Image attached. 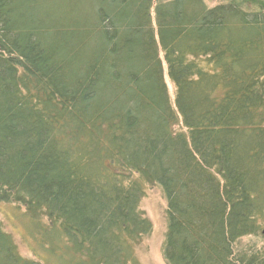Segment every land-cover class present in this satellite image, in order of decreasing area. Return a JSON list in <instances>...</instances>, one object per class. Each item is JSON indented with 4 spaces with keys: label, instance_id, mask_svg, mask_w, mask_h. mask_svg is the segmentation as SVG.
Wrapping results in <instances>:
<instances>
[{
    "label": "trees",
    "instance_id": "1",
    "mask_svg": "<svg viewBox=\"0 0 264 264\" xmlns=\"http://www.w3.org/2000/svg\"><path fill=\"white\" fill-rule=\"evenodd\" d=\"M146 185L166 264H264V10L0 0V204L45 254L0 222V264H139Z\"/></svg>",
    "mask_w": 264,
    "mask_h": 264
},
{
    "label": "rangeland",
    "instance_id": "2",
    "mask_svg": "<svg viewBox=\"0 0 264 264\" xmlns=\"http://www.w3.org/2000/svg\"><path fill=\"white\" fill-rule=\"evenodd\" d=\"M170 0H153V5L157 3L167 2ZM207 7H213L217 4H224L226 0H202ZM243 10L248 12L264 10V8L256 0H231ZM153 21V14L151 13ZM163 77L167 87L169 99L174 98V89L169 82L165 68L163 66ZM175 133H185L180 119L174 126ZM139 210L144 214L145 218L151 224V231L135 251L139 264H166L163 258V246L166 235V203L160 189L155 185H146L144 194L139 202ZM0 222L3 229L8 233L16 244L18 253L21 257L35 260V256L45 257L43 251L36 247L32 238H30L25 230L26 219L22 217V210L10 204H0ZM264 226L261 228V230ZM259 235L249 238L246 244L256 250L264 253V236ZM33 230L29 231V234Z\"/></svg>",
    "mask_w": 264,
    "mask_h": 264
},
{
    "label": "water",
    "instance_id": "3",
    "mask_svg": "<svg viewBox=\"0 0 264 264\" xmlns=\"http://www.w3.org/2000/svg\"><path fill=\"white\" fill-rule=\"evenodd\" d=\"M261 235L264 236V229L261 231Z\"/></svg>",
    "mask_w": 264,
    "mask_h": 264
}]
</instances>
